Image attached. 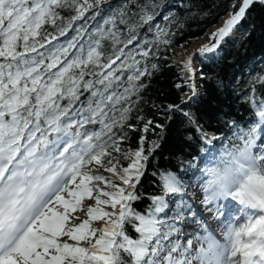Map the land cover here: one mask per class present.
<instances>
[{
    "label": "snow or ice",
    "instance_id": "snow-or-ice-1",
    "mask_svg": "<svg viewBox=\"0 0 264 264\" xmlns=\"http://www.w3.org/2000/svg\"><path fill=\"white\" fill-rule=\"evenodd\" d=\"M257 3L229 0L202 43L180 46L178 102L147 116L163 53L209 14L195 0H0V264H264V57L227 83L204 70ZM205 82L231 88L248 119L201 107ZM176 117L211 155L195 182L197 156L153 172L138 210Z\"/></svg>",
    "mask_w": 264,
    "mask_h": 264
},
{
    "label": "trees",
    "instance_id": "trees-1",
    "mask_svg": "<svg viewBox=\"0 0 264 264\" xmlns=\"http://www.w3.org/2000/svg\"><path fill=\"white\" fill-rule=\"evenodd\" d=\"M202 6L207 16H196L185 20L182 34L175 37L174 47H180L183 43L194 38H200L208 29L216 24L224 16V7L229 0H195ZM254 24L255 30L245 35L249 30V25ZM243 30L239 33L236 41L228 40L224 45L222 59L214 64H206L205 71L216 76L219 75L227 83L235 74L240 76L241 73H247L261 68L260 58L264 57V6L256 4L247 20L242 23ZM167 60H161V69L156 73L149 82V86L144 91V97L147 101L143 105L145 115H155L151 107L153 102L157 105H164L169 102H178L180 93L175 89L174 84L180 80L179 74L175 70L173 62L170 60L171 51L163 53ZM171 65V66H169ZM204 89L208 96L201 101V107H207L209 101L212 102L213 112L227 113L228 116L239 120L241 116L245 119L249 117L248 105L237 100L236 93L231 88L217 89L214 82H205ZM156 119L164 123L162 116H156ZM180 117H176L173 122L169 123L168 130L161 141V148L156 151L155 156L150 159L147 170L142 177L138 191L144 193L141 202L134 206L138 210H143L149 200L148 196L157 192L158 176L154 177L153 172L161 170H177L176 157L182 156L183 159L189 160L192 156H197L198 145L189 144L185 137L188 135L182 130ZM213 120L212 124L215 125ZM133 138L132 146H135L136 133L130 134ZM149 139L153 137L149 134ZM188 175V174H187ZM187 175L184 177L186 178Z\"/></svg>",
    "mask_w": 264,
    "mask_h": 264
},
{
    "label": "bare ground",
    "instance_id": "bare-ground-1",
    "mask_svg": "<svg viewBox=\"0 0 264 264\" xmlns=\"http://www.w3.org/2000/svg\"><path fill=\"white\" fill-rule=\"evenodd\" d=\"M219 22H220V20L216 23V24H214V26H216V25H218L219 24ZM211 29V27L208 29V31ZM203 37H204V34H203ZM203 37H201V38H196V39H193L192 41H190V42H187V44H186V47L188 48V50L189 51H191L193 48H195L198 44H200V43H202L203 42ZM235 37V35L232 37V38H234ZM184 44V45H185ZM174 53H177V55H174V59L176 60V62L177 61H179L180 59H181V54H183V50H182V48L180 47V48H176L175 49V51H174Z\"/></svg>",
    "mask_w": 264,
    "mask_h": 264
},
{
    "label": "rangeland",
    "instance_id": "rangeland-1",
    "mask_svg": "<svg viewBox=\"0 0 264 264\" xmlns=\"http://www.w3.org/2000/svg\"><path fill=\"white\" fill-rule=\"evenodd\" d=\"M235 35V34H234ZM175 57H174V55L172 54V57H171V59H173L174 60V63H176V60L174 59ZM177 68V70H179V68L178 67H176Z\"/></svg>",
    "mask_w": 264,
    "mask_h": 264
}]
</instances>
